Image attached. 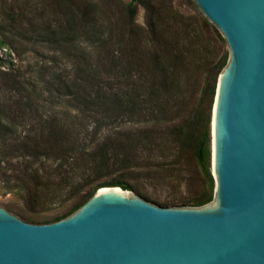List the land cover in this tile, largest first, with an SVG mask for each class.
Instances as JSON below:
<instances>
[{
	"label": "rangeland",
	"instance_id": "1",
	"mask_svg": "<svg viewBox=\"0 0 264 264\" xmlns=\"http://www.w3.org/2000/svg\"><path fill=\"white\" fill-rule=\"evenodd\" d=\"M66 2L80 10H69ZM129 3L0 0V41L5 42L0 47V207L25 222L38 224L33 221L59 215L79 197L110 181H124L138 191L128 193L169 207L194 206V199L206 187L192 150L179 153L164 146L163 151L159 147L150 152L149 146L146 150L128 144L123 149L129 156L123 159L125 164L97 178L91 175L92 182L80 192H73L72 187L83 184L90 173L80 168V159L75 163L74 154L63 162L64 178L70 172L68 183L61 186L56 183L59 179L46 174L59 161H32L22 156L21 144L31 147L30 138L38 139L41 132L47 135L54 122L70 138L66 148L73 142L71 133L91 137L97 131L95 148L101 144L119 152L118 135L157 125L155 120L144 122L145 117L138 122L131 113L119 119L113 108L121 95L131 96L141 80L151 75L160 78L161 70L178 66L174 74L190 99L188 109L193 110V100L204 83L215 81L228 47L197 6L190 0H138L131 21ZM58 30L67 34L55 35ZM154 59L161 61L160 66ZM210 101L200 103L187 115L192 125L188 133L204 135L209 130L211 139ZM188 109L176 119L158 122V126L167 131L179 125L187 119ZM197 115L202 120L196 121ZM30 165L31 174L38 170L42 180H56L34 204L28 198L31 177L26 180L22 174Z\"/></svg>",
	"mask_w": 264,
	"mask_h": 264
},
{
	"label": "water",
	"instance_id": "2",
	"mask_svg": "<svg viewBox=\"0 0 264 264\" xmlns=\"http://www.w3.org/2000/svg\"><path fill=\"white\" fill-rule=\"evenodd\" d=\"M228 60L211 111L213 199L169 207L99 188L68 217L0 207V264H264V0H190Z\"/></svg>",
	"mask_w": 264,
	"mask_h": 264
},
{
	"label": "trees",
	"instance_id": "3",
	"mask_svg": "<svg viewBox=\"0 0 264 264\" xmlns=\"http://www.w3.org/2000/svg\"><path fill=\"white\" fill-rule=\"evenodd\" d=\"M137 2L138 0H130V3L127 5L131 21L134 17L135 10V7L133 5ZM58 4L63 9L61 3L58 2ZM75 7L76 6L73 5L72 2H66V8L78 12L80 9ZM71 15L72 14H69V17ZM83 16H86V14H83ZM70 21H72L71 17ZM61 30H58L55 35L66 33L65 31H63L64 33H61ZM63 36H65V34ZM4 45L5 42L0 41V47L2 48ZM227 60L228 55H226L221 60V64L218 69L219 71L216 75L217 78L215 76V81L212 84L206 81L203 87L200 89L199 96L195 100H193V106L195 105L194 110L192 108L188 109L190 107L188 100L190 99L186 95L184 86H181L179 80L176 79L178 77L174 74V71H177L179 69L178 66H172L170 68L171 70L169 69V71L161 70L160 78H157L153 75H151V77L147 80H144L142 78L143 80L138 83L139 85L136 86L137 88L128 98H125L124 95H121V98H118L117 107L113 106L115 113L117 114V117H119V119L123 120L124 118L128 117V113H131L130 117L133 118L135 115L137 118L135 120L138 122L145 117L144 122L155 120L157 121V125L155 124L151 128H148L147 126L137 128L132 133L120 134V136L118 135V141L120 145L118 149L119 152L110 151V148L101 144L97 145V147L95 148L93 144L95 145V142L97 140V131L96 133H93L91 137H89L88 135L80 137L79 133L74 134L70 132L73 142L70 143V145L66 148L65 144L70 141V138H67V134L63 132V128H56V126L53 125L55 123L53 121L54 123L50 125V131L47 135L41 132V134L37 137L38 139H36L35 137L30 138V141H32L31 147L25 143L21 144V150L24 152L22 156L29 157L32 159V161H38L42 158H45L47 160L53 159L55 161H59V164L56 166V168L46 172V174L47 176L49 175L59 179V181H55L58 186H61V184H66L69 181L67 176L70 170L66 172L64 178V163L67 161V158L69 156L74 154L76 156L75 163H77L78 159H80L79 164L82 165V167L80 166V168H83L84 172L88 171L90 173L88 178L84 180L83 184L80 185V183H78L77 186L72 187L73 192H80L85 184L92 182V176H94L93 178H97L103 173H108L112 171L113 168H117L118 165L124 163L123 159L129 158L127 152L123 151L124 146H128V144L134 145L136 149L138 147L146 149L147 146H149L148 151L150 152L158 151L159 147H161L160 150L163 151L164 146L171 147L174 150H177L179 153H182L186 150H192L193 155L197 159V162L201 168V176L205 181L206 186L204 190L194 199V206L200 207L206 205L207 203L212 201L214 190V181L210 171V132L208 130L207 133H204V135H196L192 131L188 133V131H190L189 128L192 125L188 123L187 115H189L191 111V113H194L200 103L202 104L206 100H211V106L213 105L216 91V80L218 79V76L223 68L226 66ZM152 61L155 62V65L157 66H160L161 64V61L158 63L157 59H154ZM136 62L137 61H135V63ZM148 64L151 65L152 63L149 62ZM161 102L162 104H160ZM92 103L93 101H90V104ZM128 105L129 110L126 112L125 109ZM186 109H188V114L185 115L187 119L179 125H173L170 129H167V131H162V128L158 126V122L178 118L179 116H181V114L185 113L184 110ZM194 119H196L197 121L200 119V116L197 115L194 117ZM19 146L20 145L18 144L17 147ZM77 148H79V152ZM31 167V165L30 167H24V171L22 172V174L25 179L31 177L33 187L31 189L29 187L28 189V198L29 202L34 204L42 199V195L45 193L44 189H46L50 185H54L55 181L49 180L48 178L46 180H42L43 178L41 177V175H38V170H35V174H31ZM61 176L64 180L60 178ZM204 181L202 182L204 183ZM118 186L123 190L137 191L135 188L124 181H110L107 183H103L91 189L90 192L85 193L84 195L79 197V201L74 203L67 211L49 219H39L34 220L33 222L38 224H47L64 219L75 212L79 207H81L99 188Z\"/></svg>",
	"mask_w": 264,
	"mask_h": 264
}]
</instances>
